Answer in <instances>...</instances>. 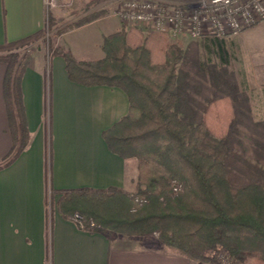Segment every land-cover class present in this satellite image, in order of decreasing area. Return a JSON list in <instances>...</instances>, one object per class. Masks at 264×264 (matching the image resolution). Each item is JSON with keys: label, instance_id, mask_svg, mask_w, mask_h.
<instances>
[{"label": "trees", "instance_id": "trees-1", "mask_svg": "<svg viewBox=\"0 0 264 264\" xmlns=\"http://www.w3.org/2000/svg\"><path fill=\"white\" fill-rule=\"evenodd\" d=\"M45 34L46 29L0 45L12 136L0 170L30 145L22 80L31 56L25 50ZM102 49L104 57L93 61H79L65 49L55 53L65 60L70 81L116 87L127 95L128 115L103 137L113 153L138 160L137 191H62L59 213L70 220L78 214L85 231L109 238L157 234L165 245L201 263L218 264L223 250L242 264H264V170L254 167L255 177L247 183L230 179L227 160L251 137L215 108L222 99H241L234 75L211 63L212 56L227 63L225 38H206L183 49L162 33H140L130 43L119 30L104 37ZM137 197L145 202L136 203Z\"/></svg>", "mask_w": 264, "mask_h": 264}, {"label": "crops", "instance_id": "crops-1", "mask_svg": "<svg viewBox=\"0 0 264 264\" xmlns=\"http://www.w3.org/2000/svg\"><path fill=\"white\" fill-rule=\"evenodd\" d=\"M49 5L50 0H0V45L45 30ZM99 23L70 30L51 49L38 50L23 76L31 143L11 166L0 170V264H200L156 234L109 238L85 231L57 208L48 209L49 189L56 201L62 191L136 189V160L113 153L103 137L128 115L127 95L116 87L70 81L65 60L55 53L61 48L79 61L103 58L107 35L94 29ZM6 72L7 65L0 62V160L12 149L4 101Z\"/></svg>", "mask_w": 264, "mask_h": 264}, {"label": "rangeland", "instance_id": "rangeland-1", "mask_svg": "<svg viewBox=\"0 0 264 264\" xmlns=\"http://www.w3.org/2000/svg\"><path fill=\"white\" fill-rule=\"evenodd\" d=\"M117 1L50 0L51 11L49 10L45 37L30 44L25 50L26 55H30L32 61L38 50H46L48 47L51 49L64 33L95 20L100 21L94 26L100 34L110 35L121 29L127 33L130 43H135L136 36L140 33L143 36L151 33L134 26L119 27L120 21L116 19L115 14ZM53 12H56L55 15ZM166 38L169 43L183 49L192 43L199 44L206 40V38L197 40L184 37L173 38L168 35ZM225 40L228 52L227 63L220 62L215 56L211 57V63L216 64L219 70L227 69L234 75L241 99L238 102L228 98L222 99L215 104V108L224 121L230 122L234 119L239 132L251 137V140L246 138L242 145L235 147L233 156L227 160L230 179L234 183H247L255 177L254 167H261L264 170V22L237 35L226 37ZM59 49L61 48L57 50ZM219 96L223 97L220 94ZM130 160H136L138 173L136 189L128 193L135 194L139 180V163L137 159ZM55 195L54 191L48 190L47 205L50 211L57 208L59 199L56 201ZM217 262L218 264H242L223 250L217 254Z\"/></svg>", "mask_w": 264, "mask_h": 264}, {"label": "built area", "instance_id": "built-area-1", "mask_svg": "<svg viewBox=\"0 0 264 264\" xmlns=\"http://www.w3.org/2000/svg\"><path fill=\"white\" fill-rule=\"evenodd\" d=\"M115 14L124 27L173 38H226L264 22V0H118ZM73 221L84 229L80 215Z\"/></svg>", "mask_w": 264, "mask_h": 264}]
</instances>
